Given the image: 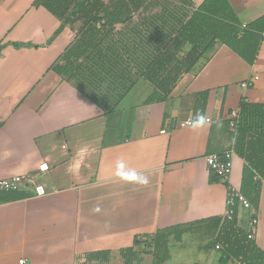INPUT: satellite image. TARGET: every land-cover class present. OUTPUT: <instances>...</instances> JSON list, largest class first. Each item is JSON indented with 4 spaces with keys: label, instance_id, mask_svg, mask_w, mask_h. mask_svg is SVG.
<instances>
[{
    "label": "crops",
    "instance_id": "0c3cea01",
    "mask_svg": "<svg viewBox=\"0 0 264 264\" xmlns=\"http://www.w3.org/2000/svg\"><path fill=\"white\" fill-rule=\"evenodd\" d=\"M34 1L0 0V180L30 179L14 190L26 198L0 202V264H123L119 250L135 236L224 217L225 182L239 191L243 162L234 154L227 180L210 183L205 157L229 147L225 122L241 99L264 104V41L251 66L217 43L164 101L146 104L153 87L141 79L104 114L49 69L74 32ZM228 1L242 24L264 16V0ZM205 91L200 110L196 95ZM198 114L211 122L177 126ZM42 162L45 173L37 170ZM33 184L45 194L34 196ZM253 217V241L264 252V182L257 209L241 208L237 226L248 232ZM102 250L110 251L107 263H85ZM168 253L163 264L220 260L196 230L179 242L171 237Z\"/></svg>",
    "mask_w": 264,
    "mask_h": 264
},
{
    "label": "trees",
    "instance_id": "16d2710c",
    "mask_svg": "<svg viewBox=\"0 0 264 264\" xmlns=\"http://www.w3.org/2000/svg\"><path fill=\"white\" fill-rule=\"evenodd\" d=\"M149 1L35 0L33 6L46 9L61 26L74 32L73 41L49 69L108 114L141 79L153 87L146 104L164 101L180 76L217 43L253 65L264 41V16L242 24L228 0H203L196 7L188 0H175L177 5L171 10L164 7L158 13L142 12ZM78 23L80 28L75 30ZM207 94L196 95L200 110L205 108ZM236 114L226 150L242 160L239 193L256 210L264 182V104L241 99ZM225 127L229 129L228 120ZM224 151L215 154L220 156ZM211 175L210 183L220 180ZM225 186L229 189L226 182ZM26 197L14 191L0 192V202ZM232 211L230 220L213 217L135 236L132 246L119 250V255L123 264H136L143 255L151 256L153 264H163L169 257V239L179 242L184 233L196 230L209 236L210 247L220 244L219 264H264V252L237 226V203ZM109 258L108 250L84 256L85 263H107Z\"/></svg>",
    "mask_w": 264,
    "mask_h": 264
},
{
    "label": "built area",
    "instance_id": "2783aa9c",
    "mask_svg": "<svg viewBox=\"0 0 264 264\" xmlns=\"http://www.w3.org/2000/svg\"><path fill=\"white\" fill-rule=\"evenodd\" d=\"M256 79V78H255ZM248 84H244L243 86H247ZM231 120L229 122V125L233 128L235 126V120L237 118L236 112H232L230 115ZM206 120L201 122L198 121V118H189L185 121L179 122L177 126L179 127H189L193 126L194 124H205L210 123L211 119L208 117H205ZM164 131H162L163 133ZM234 153L231 150H226L222 153V155L217 154H211L205 157V163L207 165V168L210 172L214 173L220 180L225 181L229 177L231 173V167H232V158ZM37 170L41 173H45L49 170L48 164L45 162H42L38 165ZM23 182H30V179L24 175H16L7 179H1L0 180V192L1 191H14L18 190L20 184ZM33 194L36 197L43 196L45 194V190L42 185L39 184H33L32 186ZM237 203L238 211L242 209H248L250 208L249 202L239 193V191L232 190L231 188L228 189V195H227V211L224 215V217L227 220H230L232 218V208L234 204ZM257 225V220L255 217L251 218L249 221V230L247 232V239L248 240H254L255 237V229ZM220 244L215 245V249H220ZM19 264H25V261L21 260L19 261ZM234 264H240L239 262L235 261Z\"/></svg>",
    "mask_w": 264,
    "mask_h": 264
},
{
    "label": "rangeland",
    "instance_id": "374dc122",
    "mask_svg": "<svg viewBox=\"0 0 264 264\" xmlns=\"http://www.w3.org/2000/svg\"><path fill=\"white\" fill-rule=\"evenodd\" d=\"M146 5H147L146 7L144 6L141 9L142 12H145V11H148L149 12L150 11L151 13H158L162 9H164V7L167 8L168 10H171L174 5H177V2L175 0H152V1H149V3H147ZM135 21H136V19H135ZM137 22H139L138 19H137ZM74 28H75V30L78 29V28H80V24L79 23L78 24H75L74 25ZM117 28L118 29H121L122 27H117ZM186 50L187 49L183 50V52L186 51ZM180 56H182V53H181ZM227 119L230 122L231 117H229ZM229 127H230V130H233L234 129V127L232 128L230 125H229ZM78 264H80V263H78ZM111 264H119L118 259L115 258V260ZM138 264H147V262H142V260H140V263H138Z\"/></svg>",
    "mask_w": 264,
    "mask_h": 264
},
{
    "label": "clouds",
    "instance_id": "9594fccd",
    "mask_svg": "<svg viewBox=\"0 0 264 264\" xmlns=\"http://www.w3.org/2000/svg\"><path fill=\"white\" fill-rule=\"evenodd\" d=\"M205 120H206V118L204 116L198 114V121L203 122Z\"/></svg>",
    "mask_w": 264,
    "mask_h": 264
}]
</instances>
